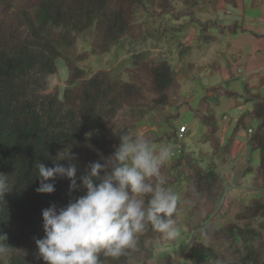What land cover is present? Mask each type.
I'll return each instance as SVG.
<instances>
[{
	"label": "trees",
	"instance_id": "1",
	"mask_svg": "<svg viewBox=\"0 0 264 264\" xmlns=\"http://www.w3.org/2000/svg\"><path fill=\"white\" fill-rule=\"evenodd\" d=\"M199 6L198 0H0V175L10 190L0 197V236L10 249L0 264H45L35 243L45 236L42 211L52 205L65 208L83 195L79 188L70 191L66 177L46 181L55 191L38 194L37 163L53 167L57 155L69 149L74 159L56 162L75 164L79 185L86 166L103 164L127 130H142L154 146L178 142L173 122L186 108L205 126L203 137L213 157L226 165L239 128L220 142L214 108L221 97L252 105L248 116L258 127L248 142V165L235 183L242 187L251 176L250 187L259 197L241 205L232 221L220 223L216 216L231 185L217 166L198 164L180 143L162 173L166 188L188 182L174 220L179 232L185 227L191 235L190 245L177 250L180 233L169 239L149 225L134 249L118 259L101 253V264H264V96L215 87L191 110L169 61L135 48L146 42L149 22H160L158 32L166 36L169 18L188 19L201 33L233 35L242 28L237 22L226 26L202 20ZM87 33L88 47L75 60L62 53ZM118 47L131 48L125 79L115 80L106 70L90 75L83 67ZM193 66L187 63L196 77ZM59 70L65 85L53 87L51 78Z\"/></svg>",
	"mask_w": 264,
	"mask_h": 264
},
{
	"label": "clouds",
	"instance_id": "2",
	"mask_svg": "<svg viewBox=\"0 0 264 264\" xmlns=\"http://www.w3.org/2000/svg\"><path fill=\"white\" fill-rule=\"evenodd\" d=\"M115 152L102 164L86 166L77 184L75 164L67 167L56 161L74 159L69 149L60 152L53 167L35 165L38 194L55 191L56 177L70 180V191L83 190L65 208L55 205L42 211L44 238L36 239L39 256L45 264H101L100 254L118 259L134 249L139 235L151 225L169 239L179 235L175 227L179 196L165 187L162 168L172 156L170 146L159 148L142 130L124 132ZM103 173V174H101ZM6 178L0 175V197L9 192ZM143 197H148L147 202ZM0 236V257L10 249Z\"/></svg>",
	"mask_w": 264,
	"mask_h": 264
},
{
	"label": "crops",
	"instance_id": "3",
	"mask_svg": "<svg viewBox=\"0 0 264 264\" xmlns=\"http://www.w3.org/2000/svg\"><path fill=\"white\" fill-rule=\"evenodd\" d=\"M224 1L225 5L221 7L219 5V0L216 4L217 8L220 11L222 10L225 16L236 15L234 16V20H224L221 19L220 16H218V19L214 20H217L220 24L226 26L237 22L242 28L232 35L227 31L224 34H220L216 30H211L208 33H201L199 28L195 25L199 32L195 29H191L189 40H185L187 41V49L195 46L197 41L199 44L202 43L209 45L211 53L212 51L216 52V54L212 53L211 56H205L199 61L201 66L203 65L202 73L204 75V80L207 82L205 90L202 91L203 95L201 98L205 96L209 90L215 87L228 88L238 94H243L247 89V91L251 94L264 96V0ZM230 1L234 4L236 13H233L228 8V3ZM197 16L200 17L198 11ZM211 44L212 46H210ZM184 54L186 53L184 52ZM214 60L216 65L212 69L213 64L215 63ZM187 63L190 62L187 61ZM197 76L196 79H198ZM193 79L195 80L194 77ZM186 101L188 102L191 110L198 109L199 101L195 107H192L188 100ZM251 108L252 105L242 99L228 97H221L218 105L214 108L216 121L219 127V131L217 133L219 140L220 138H224L227 142L230 135L234 133L236 128H239L232 146L231 156L229 157L226 165L221 164V157H213V149L207 140L205 144L202 142L198 145V143L192 139L193 136L188 138L187 133L189 127L186 124H181L179 126L186 127V132L182 140L186 139L188 142L193 141L195 144L194 148L200 152V148L207 147V152L212 156V158H215L218 161L217 165H219V169L223 168L226 170L231 167L233 168L239 166L242 174L249 162V139L251 138L253 130L258 127V121L248 116V112ZM190 112L193 115L191 121L192 126H190V128L195 132L200 130L205 133V126L195 118L192 111ZM250 130L252 133H249ZM224 142L221 143L224 144ZM258 157L259 155L255 156L256 161ZM245 162L246 165L241 166V163L245 164ZM231 163H233V165H229Z\"/></svg>",
	"mask_w": 264,
	"mask_h": 264
},
{
	"label": "rangeland",
	"instance_id": "4",
	"mask_svg": "<svg viewBox=\"0 0 264 264\" xmlns=\"http://www.w3.org/2000/svg\"><path fill=\"white\" fill-rule=\"evenodd\" d=\"M200 3L199 7V16L203 19H218L220 16L221 19L224 20H234V16L236 15H228L225 16L222 10L220 11L217 6L213 5V0H198ZM228 3V2H227ZM219 4V3H218ZM221 7L225 5L224 0H220ZM228 8L233 12L236 13L234 8V4L232 1L228 3ZM148 38L146 42L143 44L137 45L135 48L140 50H151L158 54V56L163 57L169 61V63L174 67L176 71V79L179 83L180 87H178V92L180 96L184 99L188 100L192 107H195L203 95L202 91L205 90L207 82L204 80V75L202 73V66L199 61L203 57H209L211 54H216L215 51H210L209 45L206 44H199L196 41V45L192 46L191 48L187 49V41L189 40V35L191 34V29L197 30L198 28L195 25H192L188 22V19H182L179 22H175L172 19H168L167 21V30L168 34L164 37L160 35L158 30L160 29V22L157 23H147L146 25ZM203 36V35H202ZM196 37V36H194ZM90 40V33L85 34L81 37L77 45L72 49H63L62 53L65 56H68L72 60H75L77 56L85 49H87ZM212 46V44L210 45ZM130 47L126 48H114L110 53L104 55L102 58H92L90 59L83 67L88 71L90 75L93 73L106 70L108 71L113 79H125L126 75L123 71L124 66L126 65V61L130 56ZM184 52L186 54H184ZM190 59V60H189ZM187 61L190 63H194L193 69L197 72L198 76L195 80L192 77L191 72L187 69ZM215 62V60H214ZM216 65V62L213 64L212 69ZM63 72L59 70L58 74L51 78V84L53 87L60 86L64 87L65 81L62 77ZM192 113L187 110L183 109L180 112V118L173 122V125L177 126L180 130L181 124H186L189 127L187 136L195 140V142L200 145V143L207 142L206 139L203 137L202 131H193L190 126H192ZM219 117V116H218ZM193 134V135H192ZM221 142H226L223 138H220ZM224 142V144H225ZM183 146L185 152L189 153L190 156L194 161H197L198 164L202 166H219L217 165L218 161L207 152V147L200 148L201 152L195 149L194 142H188L186 139L181 140L179 139L178 142H170L167 146H170L172 149V153H177L178 146ZM180 145V146H181ZM162 145H157L156 147L159 148ZM202 147V146H201ZM175 156V155H174ZM220 156V155H219ZM166 164H169L171 159ZM220 160V159H219ZM233 165V163L229 164ZM242 165H246L241 163ZM222 175L226 176L228 182L230 183V188L228 189L226 196L224 198V204L218 215L216 216L220 223L226 221H232L234 215L240 211V206L247 204L251 199L259 197V192L252 189L249 185L251 181V176H247L245 181V186L239 187L236 185V180L241 175V168L239 166L231 167L229 169L220 168L218 170ZM186 179H182L178 181L176 185H174L171 190L178 194L179 201L181 200L183 193L186 190L187 186ZM248 185V186H246ZM180 242L177 245V250L186 248L190 245L191 242V235L187 232V229L184 227L180 232ZM169 250V249H167Z\"/></svg>",
	"mask_w": 264,
	"mask_h": 264
},
{
	"label": "built area",
	"instance_id": "5",
	"mask_svg": "<svg viewBox=\"0 0 264 264\" xmlns=\"http://www.w3.org/2000/svg\"><path fill=\"white\" fill-rule=\"evenodd\" d=\"M185 132H186V127L185 126L180 127L179 138L181 140L183 139ZM249 133H252V131L250 130ZM178 148H180V147H178Z\"/></svg>",
	"mask_w": 264,
	"mask_h": 264
}]
</instances>
